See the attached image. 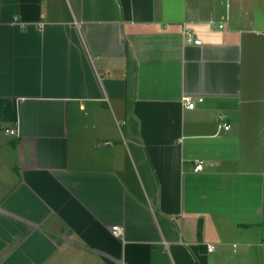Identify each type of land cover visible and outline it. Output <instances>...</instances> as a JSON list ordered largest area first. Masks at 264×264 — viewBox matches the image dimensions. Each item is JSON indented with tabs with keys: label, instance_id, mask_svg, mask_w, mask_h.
Returning <instances> with one entry per match:
<instances>
[{
	"label": "crops",
	"instance_id": "0c3cea01",
	"mask_svg": "<svg viewBox=\"0 0 264 264\" xmlns=\"http://www.w3.org/2000/svg\"><path fill=\"white\" fill-rule=\"evenodd\" d=\"M0 100V264H264V0H0Z\"/></svg>",
	"mask_w": 264,
	"mask_h": 264
},
{
	"label": "trees",
	"instance_id": "16d2710c",
	"mask_svg": "<svg viewBox=\"0 0 264 264\" xmlns=\"http://www.w3.org/2000/svg\"><path fill=\"white\" fill-rule=\"evenodd\" d=\"M0 115L2 121L12 126L17 124V112L14 101L0 100Z\"/></svg>",
	"mask_w": 264,
	"mask_h": 264
},
{
	"label": "built area",
	"instance_id": "2783aa9c",
	"mask_svg": "<svg viewBox=\"0 0 264 264\" xmlns=\"http://www.w3.org/2000/svg\"><path fill=\"white\" fill-rule=\"evenodd\" d=\"M189 38H190L189 40L192 41V37L189 36ZM186 103H187V106H188L189 109H193L195 107V104L193 102H191L189 99L186 100ZM225 129L229 130L230 127L225 125ZM6 133L10 134V135H13V136L17 134V132L15 130H13V129H7ZM203 169H204V163L203 162H199L197 164L195 170L198 172V171H202ZM121 233H122V229L120 227H114L113 228V234L115 236L119 237ZM208 250H209V252H212V251H214V247L209 245L208 246Z\"/></svg>",
	"mask_w": 264,
	"mask_h": 264
}]
</instances>
